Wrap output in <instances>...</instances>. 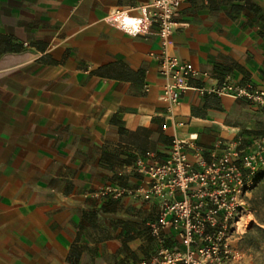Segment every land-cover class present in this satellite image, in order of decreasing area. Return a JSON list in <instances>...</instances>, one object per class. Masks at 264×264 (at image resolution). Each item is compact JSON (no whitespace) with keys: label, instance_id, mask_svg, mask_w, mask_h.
Wrapping results in <instances>:
<instances>
[{"label":"crops","instance_id":"1","mask_svg":"<svg viewBox=\"0 0 264 264\" xmlns=\"http://www.w3.org/2000/svg\"><path fill=\"white\" fill-rule=\"evenodd\" d=\"M151 1L0 0V264L149 260L158 206L98 189L137 186L136 160H163L174 139L264 136V106L215 91L264 89V0H181L167 54L208 75L170 111Z\"/></svg>","mask_w":264,"mask_h":264},{"label":"built area","instance_id":"2","mask_svg":"<svg viewBox=\"0 0 264 264\" xmlns=\"http://www.w3.org/2000/svg\"><path fill=\"white\" fill-rule=\"evenodd\" d=\"M180 2L152 0L147 5L148 20L156 25L161 47L156 55L158 76L163 81L160 99L169 111L179 105L182 93L190 88V79L208 75L167 54ZM121 13L116 9L111 15L116 19ZM117 27L136 34L123 22ZM215 91L264 106V89L251 85L240 87L225 80ZM195 138L172 140L161 161L136 160L135 170L142 177L137 186L124 190L106 185L97 191L113 197L127 193L158 206V223L151 230L158 248L149 260L133 264H228L239 255L232 250V242L244 222L246 191L264 166V136L248 141L241 136L219 139L208 150L196 145ZM187 149L192 150V158ZM164 230L173 233L179 247L165 245Z\"/></svg>","mask_w":264,"mask_h":264},{"label":"rangeland","instance_id":"3","mask_svg":"<svg viewBox=\"0 0 264 264\" xmlns=\"http://www.w3.org/2000/svg\"><path fill=\"white\" fill-rule=\"evenodd\" d=\"M245 195L244 222L232 242L239 255L228 264H264V166Z\"/></svg>","mask_w":264,"mask_h":264},{"label":"trees","instance_id":"4","mask_svg":"<svg viewBox=\"0 0 264 264\" xmlns=\"http://www.w3.org/2000/svg\"><path fill=\"white\" fill-rule=\"evenodd\" d=\"M257 186V183L254 184L253 188H255Z\"/></svg>","mask_w":264,"mask_h":264}]
</instances>
